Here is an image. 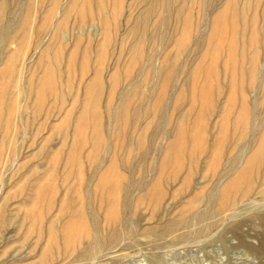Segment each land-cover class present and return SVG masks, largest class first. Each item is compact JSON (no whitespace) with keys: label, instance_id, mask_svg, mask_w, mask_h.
Returning <instances> with one entry per match:
<instances>
[{"label":"rangeland","instance_id":"rangeland-1","mask_svg":"<svg viewBox=\"0 0 264 264\" xmlns=\"http://www.w3.org/2000/svg\"><path fill=\"white\" fill-rule=\"evenodd\" d=\"M5 1L0 25L24 29L0 47V218H14L0 264H37L43 246L46 264H264L248 247L263 229L249 217L264 203L258 180L235 199L236 220L225 211L200 236L161 229L215 205L246 160L223 173L236 142L264 129V0ZM72 217L75 231L124 235L67 259L88 242L62 237Z\"/></svg>","mask_w":264,"mask_h":264},{"label":"bare ground","instance_id":"bare-ground-1","mask_svg":"<svg viewBox=\"0 0 264 264\" xmlns=\"http://www.w3.org/2000/svg\"><path fill=\"white\" fill-rule=\"evenodd\" d=\"M13 1V3H18V2H20L21 0H12ZM138 1V0H137ZM140 1V0H139ZM138 1V2H139ZM150 1V0H149ZM172 1V0H171ZM185 1V0H184ZM27 2V1H26ZM30 2V1H29ZM151 2H153V0H151ZM175 2V0L173 1V3ZM159 3H160V1H159ZM150 4V3H149ZM172 4V3H171ZM7 5V1H5V0H0V12H1V14H2V12H3V10H2V8H4L5 6ZM26 5V4H25ZM152 5V4H151ZM161 5V7H162V3L160 4ZM174 5V4H173ZM21 6V5H20ZM29 6V5H28ZM153 6V5H152ZM155 6H156V4H155ZM7 7V6H6ZM146 7H147V5H146ZM171 7V6H170ZM67 8V7H66ZM150 8V7H149ZM153 8V7H152ZM23 9V8H22ZM144 9V8H143ZM147 9V8H146ZM161 9V8H160ZM2 10V11H1ZM148 10V9H147ZM171 10V9H170ZM22 11V10H21ZM144 11V10H143ZM158 11H159V9H158ZM166 11V10H165ZM172 11H174L173 9H172ZM141 12V11H140ZM148 12V11H147ZM160 12V11H159ZM11 13V12H10ZM144 13V12H143ZM0 14V15H1ZM150 14L152 15L153 13H151L150 12ZM20 15V14H19ZM65 14H64V11H63V14H62V16H61V18H60V21H61V19H63V16H64ZM2 16H3V14H2ZM143 17V16H142ZM1 18H3V17H1L0 16V19ZM81 18H83V16L81 17ZM80 18V19H81ZM137 18H138V16H137ZM136 18V19H137ZM144 18V17H143ZM136 19H135V21H136ZM146 19V18H145ZM64 20V19H63ZM62 20V21H63ZM82 20H84V19H82ZM134 21V20H133ZM132 21V22H133ZM166 21V20H165ZM11 22L12 21H9V20H6V22L4 23H2L1 25H0V47H3L5 44H6V46H7V44L8 43H10L11 41H12V38H11V34L13 33L12 32V30H14V29H16V30H20V29H24V28H22V26L24 27V25H22V21H20V23H14L13 25H12V27H10V25H11ZM24 22V21H23ZM58 22H59V20H58ZM77 23H78V20L76 21ZM76 22H75V24H76ZM138 22V21H137ZM1 23V22H0ZM25 23V22H24ZM23 23V24H24ZM63 23V22H62ZM86 23V22H85ZM139 23V22H138ZM137 23V24H138ZM144 23H146V22H144ZM59 24H60V22H59ZM79 24H81V23H79ZM28 25H29V23H28ZM83 25H84V22H83ZM133 25H135V24H132L130 27H132ZM144 24H142V26H143ZM53 26H56V24H54ZM29 27V26H28ZM57 27V26H56ZM79 27H80V25H79ZM82 27V26H81ZM162 27V26H161ZM137 28V27H136ZM135 28V29H136ZM145 28V27H144ZM39 29V28H38ZM73 29V28H72ZM76 29V28H75ZM82 29H83V27H82ZM82 29H80V31L82 30ZM140 29H141V27H140ZM52 30V29H51ZM55 30H57V29H54V27H53V31L55 32ZM24 31V30H23ZM129 31V30H128ZM132 31H133V29H132ZM131 30H130V32H132ZM135 32H136V30H134ZM132 32V34H134L135 32ZM141 32L143 31L142 29L140 30ZM58 32V31H57ZM17 33V32H16ZM61 33V32H60ZM81 33V32H80ZM142 33H144V32H142ZM22 34V33H21ZM130 34V33H129ZM159 34V33H158ZM68 35H70V34H68ZM55 36H57V35H55ZM59 36V35H58ZM67 36V35H66ZM131 36V35H130ZM138 36V35H137ZM144 35H142V37H143ZM155 36V35H154ZM71 37V36H70ZM67 38V37H66ZM138 38V37H137ZM53 39H55L54 38V36H53ZM56 39H57V37H56ZM141 39V38H140ZM170 39V38H169ZM195 39V38H194ZM52 40V39H51ZM196 40V39H195ZM202 40H203V38H202ZM59 41V40H58ZM153 41V40H152ZM173 41V40H172ZM13 42V41H12ZM16 43H17V41H15ZM14 42V43H15ZM23 41L21 40V43H22ZM194 43H197L198 42V40H197V42L196 41H193ZM199 42H200V39H199ZM202 42L203 41H201V46H202ZM204 42H205V40H204ZM18 43H20V40H18ZM193 43V44H194ZM11 44V43H10ZM198 44V43H197ZM200 44V43H199ZM198 44V46H200ZM205 44V43H204ZM13 45V44H12ZM5 46V48H7ZM10 46V45H9ZM193 46V45H192ZM196 46V45H195ZM196 48V47H195ZM197 49V48H196ZM195 49V50H196ZM194 50V51H195ZM198 50V49H197ZM191 51H192V49H191ZM12 53H14V52H11V54ZM18 53V52H17ZM10 54V55H11ZM15 54V53H14ZM191 53L189 52V54L187 55V56H189ZM9 55V56H10ZM7 56V55H6ZM9 56H8V58H9ZM13 54H12V58H13ZM16 56V55H15ZM12 58H10L11 59V61H12ZM4 60V59H3ZM7 61H8V59H7ZM6 61V62H7ZM148 65H150V62L149 63H147ZM148 65H147V68H148ZM151 66V65H150ZM149 66V67H150ZM259 67H261V66H259ZM264 67V66H263ZM146 68V69H147ZM155 68V67H154ZM157 69V68H156ZM145 71H147V70H145ZM145 71H144V73H145ZM148 71H149V69H148ZM147 71V72H148ZM157 71V70H156ZM168 71V70H167ZM167 71H166V73H167ZM152 72V71H151ZM150 72V73H151ZM154 73V72H153ZM157 73V72H156ZM148 74V73H147ZM258 74H259V71H258ZM158 76V74H155V76ZM170 75H171V72H170ZM170 75H168L167 74V76H169L170 77ZM148 77V76H147ZM151 77V75L148 77V78H150ZM147 78V79H148ZM153 78V77H152ZM151 79V78H150ZM155 80H156V77H155ZM264 81V80H263ZM262 81V82H263ZM149 82V81H148ZM155 82V81H154ZM261 82V83H262ZM264 83V82H263ZM262 83V84H263ZM155 84V83H154ZM258 84H260V83H258ZM261 85V84H260ZM258 88H259V85H258ZM258 90V89H257ZM259 91V90H258ZM252 100H253V96H252ZM256 101H257V99H254L253 100V103H252V106H251V108H252V113H251V115H252V117H251V120L253 121L254 120V118H253V116H254V111L257 109V107L258 106H261L262 105V103H261V105H259L258 104V102L256 103ZM263 101V100H262ZM118 108V107H117ZM116 108V109H117ZM260 108V107H259ZM261 108H262V114H264V105H262L261 106ZM118 111V110H117ZM116 111V112H117ZM119 114V113H118ZM116 115H117V113H116ZM115 115V116H116ZM114 118H116V117H114ZM118 118H119V116H118ZM264 119V118H263ZM263 119H261V121L263 120ZM116 119H114L113 121H115ZM256 120V119H255ZM116 122V121H115ZM261 124H258L257 126H256V128L255 127H253V126H251V128H250V130H249V135H248V141L247 142H245V143H243V144H241L240 145V141L238 140V142H236V148L237 149H235V151L233 152V154H232V157H230V158H228L227 159V161L223 164V173H225V172H228L229 170H231L230 168H232V166H234L238 161H239V159H240V157H243V156H245L246 157V155H247V157H246V160H245V162H244V164H241V163H243V162H241L240 164L241 165H243L240 169H239V171L238 170H236L237 171V173H235V175H234V178L232 179V182H233V186L229 189V190H226V194H224V195H220V192L222 191V190H220V188H219V190H220V192H218L217 194H218V197H216L215 198V200H217V201H215V205L214 204H212L211 206H209L208 208H205V209H203V210H200L199 208H197V206H196V208H195V210L193 211V212H191V213H189V215L187 216V217H183V218H180L178 221H176L175 223H170L169 222V224H163V225H161L162 227H161V229L163 230H169V231H171L170 233H172V235L174 234V235H176V236H179V237H183V236H185V235H192V236H200V235H204V234H207L208 232H210V230L214 227V225H215V222L216 221H218L220 218L222 219V217L223 216H225V214L223 215L222 213L223 212H227V214H228V217L231 219V220H236V216H234L235 214H236V211L237 210H235V207L234 206H236L235 205V199H237V196L239 197H241V198H243V197H246V196H249L250 194H251V191H252V189H253V185H255V183H256V180H258L259 182V184H258V189H257V191L255 192V195L257 194V195H259V196H261V197H263L264 198V172L262 173V175H261V173L259 172V166L261 165V151L262 150H264V142L263 141H259V140H261V139H264V129L262 128V130L263 131H261L260 133L259 132H257V130H258V128H261V126H260ZM254 146V147H253ZM244 160V159H243ZM239 163H238V165H240ZM11 167V166H10ZM236 168V169H237ZM228 176V175H227ZM223 177V176H222ZM231 177H233V176H231ZM230 177V178H231ZM244 178V182L243 183H240V181H239V179H241V178ZM227 178V177H226ZM225 178V179H226ZM219 181V180H218ZM220 181H221V179H220ZM225 181H227V180H225ZM224 181V182H225ZM224 182H223V184H224ZM217 184V183H216ZM220 185L221 187L222 186H225V184L224 185ZM219 186V187H220ZM215 187H216V185H215ZM225 188V187H224ZM87 190V189H86ZM207 192H209V191H207ZM85 193H86V195H87V197L89 196V191H85ZM210 198V197H209ZM246 199V198H245ZM201 200H203V198H201ZM201 200H200V202H201ZM214 200V199H213ZM240 200V199H239ZM249 200V199H248ZM199 201V200H198ZM249 201H251V200H249ZM195 202H196V200H195ZM241 202V201H240ZM251 202H254V201H251ZM49 203V202H48ZM237 203H239V202H237ZM236 203V204H237ZM200 204V203H199ZM198 204V205H199ZM249 205H251V204H249ZM253 205H257L256 207L257 208H259L258 210H255V209H251V213H250V218L251 219H254L255 221H257V223L263 228L262 229V232H261V234L259 235L260 237H259V239H260V241H259V244L255 247V248H253V247H251V246H249L248 245V247L249 248H251L252 250H254L259 256H261V257H263L264 258V203H261V202H259V203H257V204H255V203H253ZM205 206V205H204ZM47 207V206H46ZM59 208H62V209H65V207L64 206H62V204H60V206H59ZM253 208H255V207H253ZM46 210L47 209H49V208H45ZM44 209V211H46ZM58 212V214L60 215H63V212H62V210L61 209H58L57 210ZM225 212V213H226ZM248 212V211H247ZM61 215H60V217H61ZM26 216V213H24V217ZM52 216V217H51ZM50 217H51V221H54L55 220V218L54 217H56L55 215L53 216V215H51ZM58 216V215H57ZM227 216V215H226ZM59 217V216H58ZM107 217V221H110L111 222V225H115L116 223H117V221L119 222V220L117 219L116 220V218L115 217H113V216H106ZM106 217H105V220H106ZM16 218V217H15ZM57 218V217H56ZM12 219H14V218H9L8 220H4V221H1V218H0V231H1V229L3 230V228L4 227H6L8 224H10L12 221ZM21 219H23L24 220V218H21ZM57 219H59V218H57ZM56 219V220H57ZM81 220V217H72V218H70V219H68L67 221H66V223H65V226L62 228V237L65 239V241H66V239L67 238H69V241L71 242L72 240H79L80 241V239H77L78 238V236L80 235L81 236V234H84L85 235V239L88 241L85 245H83V247H82V250L81 251H79V252H76V250H74V247L72 248V245H71V248L73 249V250H71V248H69L68 249V247H66L65 249L66 250H69V251H67V252H65V254H67V256H66V258L67 259H69L70 258V260H73V261H75L77 258H79L80 260H87L89 257H91L95 252H97V251H99L101 248H103V247H111V246H113V245H115L116 244V241L118 240V238L122 235H124V233H123V231H121L122 230V225L121 224H119L121 227H120V229H118V230H115V229H113V230H109L110 232H109V234L108 235H105V236H99L100 234H99V232L98 231H93V232H91L90 233V231H89V233H87L85 230L84 231H82V230H77V231H75L74 229H73V227L71 226L72 224L74 225V223H75V221L76 220ZM220 219V220H221ZM94 220V219H93ZM14 221V220H13ZM19 221H21L20 220V218H19ZM95 222V221H94ZM105 222V221H104ZM22 223H23V221H22ZM109 223V222H108ZM105 224V223H104ZM110 225V227H112ZM117 225H118V223H117ZM195 225H197L196 227H195ZM239 224H237L236 226H235V230L237 229L236 227L238 226ZM19 227H21V223L19 224ZM102 227V225L100 226V228ZM104 227V226H103ZM117 227H119V226H117ZM68 228V229H67ZM15 229H18V224H17V228H15ZM20 229V228H19ZM18 229V230H19ZM105 229H107V226L105 227ZM17 230V231H18ZM63 230H66V232H63ZM180 230H183L181 233H178ZM4 231V230H3ZM14 231V230H13ZM5 232V231H4ZM103 232V231H102ZM102 232H101V234H102ZM10 233V232H9ZM14 233H15V231H14ZM237 233V232H236ZM2 235V234H1ZM26 235V234H25ZM173 235V236H174ZM1 237V236H0ZM5 238V237H4ZM82 238H83V235H82ZM81 238V239H82ZM24 239V238H23ZM171 239H172V237H171ZM174 239V238H173ZM0 240H1V238H0ZM6 240V239H5ZM4 240V241H5ZM35 240H37V241H39L40 240V237L39 236H36V238H35ZM83 240V239H82ZM85 240V241H86ZM181 240V239H180ZM26 241V240H25ZM76 241V245H78V247H80L79 245L80 244H78V242ZM84 241V242H85ZM69 242V243H70ZM74 243L73 244H75V241H73ZM34 243H36V241L34 242ZM44 244V243H43ZM35 244H33L32 246H34ZM70 244H68V246H69ZM30 248H31V246H29ZM35 247V246H34ZM76 247V246H75ZM33 248V247H32ZM77 249V248H76ZM31 250L32 249H30V252H31ZM66 250H64V251H66ZM63 251V252H64ZM48 254V248L47 247H45V246H43L42 247V249H41V251H40V253H39V260H38V263L37 264H46V255ZM63 254V253H62ZM64 255V254H63ZM63 255L61 256L62 257V259H60V260H63L64 261V258H63ZM74 255V256H73ZM56 262V261H55ZM89 263V262H88ZM68 264V263H67Z\"/></svg>","mask_w":264,"mask_h":264}]
</instances>
